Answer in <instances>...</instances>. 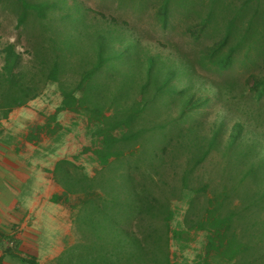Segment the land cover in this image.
I'll use <instances>...</instances> for the list:
<instances>
[{
    "label": "rangeland",
    "instance_id": "obj_1",
    "mask_svg": "<svg viewBox=\"0 0 264 264\" xmlns=\"http://www.w3.org/2000/svg\"><path fill=\"white\" fill-rule=\"evenodd\" d=\"M21 9L26 11L25 20L16 27V16ZM154 10L155 4L149 0H125V4L122 5L117 0H0V47L6 42L13 43L21 55L20 67L27 70L30 64L37 61L31 53L37 47L54 39H62L70 42L76 49H83L81 52L85 61L89 59L86 62H94L96 50L94 47L92 49V44H95L96 36H103L105 56L109 54L119 56H115V60L107 61L106 66L104 64L101 67L97 73L101 80L110 76L109 72L114 75L117 72L120 74L127 64L124 60L137 59L145 51H151L155 56L154 75L159 76L161 74L159 72L173 66L176 72L170 79V86L175 89L166 90L154 97L153 106L150 107L149 104L146 110L149 115L144 112L141 119L133 125L137 130L140 127L145 129L142 135L122 141L121 134L125 129L113 131L117 139L115 150L121 151L127 157L122 158L123 169L120 168V171L129 166L135 188L147 194L149 202H156L161 211H165L168 206L171 217L168 219L166 230L170 264H228L226 256L216 255V250L210 247L209 242L217 233L221 235L223 232V223L219 228L220 221H216L219 220V216L239 202H248L245 187H241V190L232 189L233 180L240 172L238 169L241 170L250 163L256 165L254 173L259 178L261 186H258V182L254 185L260 190L263 188L264 161L261 160L264 156V95L258 99L251 97L246 82L249 69L244 64L242 49L226 69L214 70L203 67L197 63L196 53L200 47L210 43L215 37L195 39L189 36L185 32V27L191 20L189 17L184 18L174 13L167 26L160 27L154 19ZM100 13L105 16H101ZM111 17L114 20H111ZM121 19L126 23L123 24ZM120 35L124 44L117 42ZM70 61L72 63L69 62V65L72 64V68L65 69L58 80L54 82L48 80L37 97L22 105V110L30 109L28 116L33 118L31 125H43L47 117L55 113L56 123L60 124L63 130L51 132L55 122L41 130L24 125L23 121H20L26 116L24 111L14 119L15 122L10 121L8 117L13 110L6 117L0 118V130L12 131L18 137L24 135L25 140L33 145L37 152L42 153V156H49L50 160L43 162V167L57 156L71 161L88 176L98 177V172L109 176L114 171L110 170L112 164L101 170L103 163H99L95 155V150L100 146V137L91 136L88 130V126L93 128L91 112L83 109L76 112L56 111L61 100L58 84L67 88L73 87L79 76L77 59L71 57ZM110 62L111 67H108L107 63ZM129 68L134 72L138 71L135 67ZM190 94L206 96L199 104L197 112L190 111L185 119L167 127V136L163 139L160 137L162 143L158 136L149 135L148 129L151 128L152 121H165L177 115L184 98ZM235 120L242 121L244 126L234 144L228 146L229 168L221 171L228 187L227 196L217 202L224 182H218L220 168H217L214 157L205 164L201 174L214 178L212 185H217V192L215 190L195 192L194 188L191 190L182 187L181 148L175 146L171 150L170 142L186 141L187 137L193 135L206 139L210 136V127L214 124L218 131L213 148L222 150L227 146L228 130ZM188 127H192L191 132L188 131ZM26 134L30 140L26 139ZM168 138L170 141L167 144L165 142ZM238 150H241L243 155L234 156L232 152ZM120 157L117 163L119 166L114 165L117 168L121 164ZM258 161H261L259 165ZM213 165L216 168H208ZM38 169L39 165L36 164V170ZM227 179L230 180L229 183ZM98 180L100 179L97 178L96 182ZM247 185L248 182L243 186ZM162 188L165 189L164 193L160 191ZM93 189L96 193H101L97 185ZM87 196L85 193L69 192L63 188L54 194L50 199H56L58 202L51 203H58V211L64 210L62 225L53 234L48 232L50 227H46L47 224L43 221L45 226H38L40 230L43 229L42 239H48L49 235L61 238L63 229H66L61 239L62 250L78 241L79 230L75 220L79 206ZM255 202H264V198ZM152 216L146 221H140V226H133L136 235L160 227L156 221L157 216L153 213ZM23 230L18 223L6 224L0 228V264L3 257L12 262L13 255L37 259L16 248L14 236ZM51 259L45 260L40 257L36 261L39 264H51Z\"/></svg>",
    "mask_w": 264,
    "mask_h": 264
},
{
    "label": "trees",
    "instance_id": "obj_2",
    "mask_svg": "<svg viewBox=\"0 0 264 264\" xmlns=\"http://www.w3.org/2000/svg\"><path fill=\"white\" fill-rule=\"evenodd\" d=\"M117 2L125 4V0ZM149 2L155 4L154 19L160 27H166L174 13L184 18L189 17L191 20L185 27V32L189 36L195 39L215 37L210 43L200 47L196 53V61L201 66L214 70L226 69L242 49L244 64L249 69L246 82L251 97L258 99L264 95V0H149ZM25 12V9H21L16 16V27L24 22ZM100 15L105 16L103 13ZM111 20L114 18L111 17ZM120 21L126 23L122 19ZM122 40L123 37L120 35L117 42L124 44ZM93 47L96 50L94 62H86L89 59L85 61L81 52L83 49H76L70 42L62 39H54L52 42L49 40L31 53L37 61L30 64L27 70L20 67L21 55L13 43L6 42L0 47V118L6 117L14 108L25 105L37 97L48 80L54 82L65 69L72 68V64L69 65V62L72 63L71 57L77 59L78 79L70 88L58 84L61 100L56 111L76 112L83 109L91 112L93 128L88 126V130L91 136L100 137V146L95 150L97 160L103 163L100 169L104 170L106 166L112 164L110 170H114L109 176L98 172L99 176L94 177L82 173L71 161L62 158L55 161L52 170L55 182L65 191L81 192L88 196L81 202L75 220L79 230L78 241L65 247L51 259L50 263L170 264L166 225L171 212L168 206L165 211H161L156 202H149L147 194L135 188L129 166L120 171V168L123 169L122 158L127 157L121 151L115 150L117 139L113 131L125 129L121 134L122 141L140 136L145 129L140 127L137 130L133 125L141 119V114L144 112L148 114L146 110L149 104L150 107L153 106L154 97L166 90L175 89L171 88L170 79L176 70L171 66L159 72L161 73L159 76L154 75L155 56L151 51H145L137 59L124 60L127 64L120 74L117 72L114 75L109 72L110 76L101 80L97 74L101 67L119 55L105 56L103 36H96L92 49ZM107 64L111 67V62ZM131 66L138 71L130 70ZM205 99V95L190 94L184 98L177 115L165 121H152L151 128L148 129L149 135L165 138L168 134L167 127L185 119L190 111L195 110L193 113H196L199 104ZM55 116L53 113L47 117L43 125H31V128L34 126L41 130L55 122L53 124L55 127L50 131L63 130L64 128L56 123ZM212 125L210 136L206 139L193 135L187 137L186 141L179 140L177 143L171 141L169 146L171 150L175 146L181 148L180 183L184 188L196 189L195 192L218 191L217 185H212L214 178L201 174L205 164L214 157L217 168H220L218 182H224L218 202L227 196L228 187L221 171H225L230 165L227 162L230 150L228 146L234 144L244 124L240 120L232 122L228 130L227 146L222 150L213 148L218 128ZM188 129L189 132L192 131V127ZM26 139H31L28 134ZM169 141L168 138L165 143L168 144ZM232 154L243 155L241 150L233 151ZM119 157L121 164L117 168L114 165L119 166L117 164ZM261 161H264V156ZM261 161H258L257 165ZM126 162L128 163L127 160ZM256 167L250 163L249 166L238 169L240 172L233 180L232 189L241 190V187H245L248 202H239L219 216V220L216 221H220L219 228L223 223L224 233L221 235L217 233V237L211 238L209 242L210 247L216 250V255L226 256L228 264H264V202H255L264 198V182L261 190L255 186L257 182L258 186H261L259 178L254 173ZM208 168L216 167L213 165ZM97 178L100 180L96 182ZM229 182L227 179V183ZM246 182L249 185L243 186ZM95 185L99 187L101 193L94 191ZM160 191L164 193L165 189L162 188ZM152 213L157 216V219L155 217L154 219L160 227L136 235L133 226H140V221L153 217ZM13 258L12 263L39 264L32 258L19 255H13Z\"/></svg>",
    "mask_w": 264,
    "mask_h": 264
},
{
    "label": "crops",
    "instance_id": "obj_3",
    "mask_svg": "<svg viewBox=\"0 0 264 264\" xmlns=\"http://www.w3.org/2000/svg\"><path fill=\"white\" fill-rule=\"evenodd\" d=\"M22 109V106L13 109L8 120L14 121L24 111L26 116L20 121L31 125L30 109ZM59 158L55 156L51 163L43 167V162L50 160L49 156L37 152L24 135L18 137L12 131L0 130V228L6 224H20L24 230L14 236L16 248L37 257L36 260L40 257L51 259L63 248L61 239L66 229H63L61 238L49 235L48 239H42L43 229H39L46 223V227H50L47 231L54 234L62 225L64 210L58 211V203L53 204L58 201L50 199L62 189L55 182L52 172ZM36 164L39 165L38 170ZM9 261L3 257L1 264H17Z\"/></svg>",
    "mask_w": 264,
    "mask_h": 264
}]
</instances>
